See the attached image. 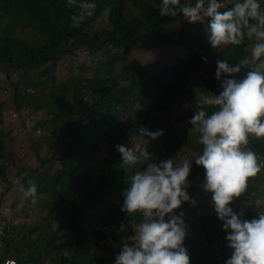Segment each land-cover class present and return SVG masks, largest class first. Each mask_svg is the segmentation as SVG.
I'll use <instances>...</instances> for the list:
<instances>
[{
	"label": "trees",
	"instance_id": "obj_1",
	"mask_svg": "<svg viewBox=\"0 0 264 264\" xmlns=\"http://www.w3.org/2000/svg\"><path fill=\"white\" fill-rule=\"evenodd\" d=\"M95 2L94 16L73 28L75 9L67 0H0V220L14 221L2 215L1 204L16 193L21 199L17 178L25 187L29 179L38 185L36 203L25 199L24 209L45 211L51 219L13 228L18 264H115L133 234L119 232L131 171L116 146L148 139L144 145L157 164L191 155L195 163L202 154L198 134L189 122L185 130L176 126L173 107L186 87L191 96L218 95L221 90L209 86L221 87L213 77L216 61L236 63L247 54V41L214 49L206 24H190L182 13L161 16L162 0ZM9 91L10 103L1 99ZM7 125H32L43 137L27 154ZM142 127L164 135L141 138ZM249 148L264 158V138L252 137ZM205 183L199 166L186 189L195 205L182 203L174 214L183 213L191 264H226L228 233ZM257 198L264 200V171L230 207L243 219H258L264 204L255 207Z\"/></svg>",
	"mask_w": 264,
	"mask_h": 264
},
{
	"label": "clouds",
	"instance_id": "obj_2",
	"mask_svg": "<svg viewBox=\"0 0 264 264\" xmlns=\"http://www.w3.org/2000/svg\"><path fill=\"white\" fill-rule=\"evenodd\" d=\"M67 5L75 9L73 28L93 17L98 7L95 0H67ZM159 11L161 16L182 13L190 24H206L208 42L214 49L239 47L247 41V54L236 63L216 61L213 77L221 87L212 82L209 86L220 89L218 95L191 96L186 87L181 103L173 107L175 122H183L182 130L193 126L192 132L198 134L202 154H197L195 163L192 156L157 164L144 145L148 139L140 142L133 138L131 148L116 146L123 167L131 171L121 205L127 219L121 222L119 232L131 230L133 234L127 237L130 243L121 246L115 264H191L184 246L188 228L183 213L178 216L174 212L182 203L195 205L186 189L190 173L199 166L206 170L204 190L212 194L214 210L228 233L232 254L226 264H264V211L258 219L248 220L243 219V212L238 215L230 207L247 192L249 181L264 171V158L249 148L252 137L264 138V7L260 0H196L194 5L188 0H162ZM176 113L181 116L176 118ZM188 122L191 125L187 126ZM163 135L162 130L140 129L141 138L156 140ZM14 183L26 200L36 203L38 185L33 180L27 181V187L20 178ZM252 204L259 208L264 200L257 198ZM17 225L0 220V244L9 250L18 240L13 231ZM11 259L1 264H18L16 256Z\"/></svg>",
	"mask_w": 264,
	"mask_h": 264
},
{
	"label": "rangeland",
	"instance_id": "obj_3",
	"mask_svg": "<svg viewBox=\"0 0 264 264\" xmlns=\"http://www.w3.org/2000/svg\"><path fill=\"white\" fill-rule=\"evenodd\" d=\"M2 100H7L9 103L13 99V95L9 91L8 93H4V95L1 97ZM8 115V112L7 114ZM181 116V113H176L175 117L178 118ZM12 120V117H10ZM176 126L180 127L182 129L183 122L176 120ZM7 132H11L12 135H14L17 140L19 141V146L21 148V151L24 153L29 154V148L32 143L35 141H39L43 137V133H36L32 129V125H7ZM192 157V155L190 156ZM5 191V186L0 182V193H3ZM19 194L16 193L14 197H9V200L6 202H3L1 205L4 204V208L2 210V215H8L12 216L14 218V222H17L20 226L23 225L25 227L32 226L35 224L40 223H46L50 222V218H47L45 215V211L39 210L33 211L24 209L25 207V198L24 195H21V199L19 198ZM23 204V206H21ZM16 206L17 208L13 210L11 207ZM36 236H33V239H35ZM10 250L12 253H14L15 250V244H11Z\"/></svg>",
	"mask_w": 264,
	"mask_h": 264
},
{
	"label": "built area",
	"instance_id": "obj_4",
	"mask_svg": "<svg viewBox=\"0 0 264 264\" xmlns=\"http://www.w3.org/2000/svg\"><path fill=\"white\" fill-rule=\"evenodd\" d=\"M20 253L21 252H25V250L23 248H20ZM18 255V246L17 243L15 244V250L14 253L11 252V250L7 249L5 247V245L0 244V264L3 260H9L11 259L13 256ZM13 260V259H11Z\"/></svg>",
	"mask_w": 264,
	"mask_h": 264
}]
</instances>
